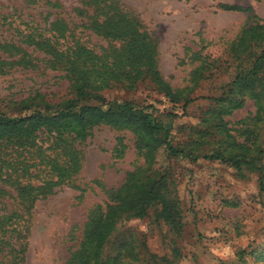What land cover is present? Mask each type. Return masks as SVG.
I'll return each instance as SVG.
<instances>
[{
	"label": "rangeland",
	"instance_id": "obj_1",
	"mask_svg": "<svg viewBox=\"0 0 264 264\" xmlns=\"http://www.w3.org/2000/svg\"><path fill=\"white\" fill-rule=\"evenodd\" d=\"M117 7L151 38L157 69L181 101L166 97L148 76L132 89L106 91L107 101L130 102L144 109L153 123L168 129L174 147L194 158L168 156L163 146L150 159L137 149L132 130L95 127L87 140L74 143L81 168L72 180L80 190L56 186L35 202L27 224L25 260L20 263L69 264L85 226L112 202L114 192L164 174L166 181L158 190L164 200L149 202L139 217L121 220L104 246L106 254L118 253L121 243L135 232L134 238L143 237L160 264H264V117L252 97L257 88L235 84L239 76L250 75L255 55L264 49V0H104L101 5L96 0H0V41L30 37L28 45L33 38L64 43L58 32L51 31L56 18L73 29L82 20L92 21ZM254 27L260 36L249 34L243 47L248 51L236 60L233 47ZM82 29H77L83 31L78 37L87 48L113 49L108 39ZM44 67L41 62L38 70L17 67L0 76L1 112L17 116L20 107L14 103L37 91L66 94L70 85L66 72ZM185 97L194 100L186 105ZM37 135L44 148L51 147L48 137L55 135L43 131ZM1 146L0 171L5 173L9 151ZM56 153V149L46 151ZM218 153L226 158L246 153L245 163L250 164L238 170L231 161L205 158ZM4 178L0 193L9 194L1 201L21 203L11 184L2 182ZM132 179L134 183L129 182ZM7 240L11 244L4 245L5 253L16 246L14 238H3ZM5 253H0V264H10L11 256Z\"/></svg>",
	"mask_w": 264,
	"mask_h": 264
},
{
	"label": "trees",
	"instance_id": "obj_2",
	"mask_svg": "<svg viewBox=\"0 0 264 264\" xmlns=\"http://www.w3.org/2000/svg\"><path fill=\"white\" fill-rule=\"evenodd\" d=\"M96 2L101 5L104 0ZM9 17L10 14L2 20L6 21ZM78 28L108 39L113 44V49H101L97 52L87 48L78 37L83 33H78ZM53 29L64 43L33 38V44L28 45L26 41L30 37L26 41L21 38L17 42H10L7 38L0 41V76L10 74L17 67L38 70L42 62L46 65L45 70L51 67L56 70L61 68L66 72L65 78L70 83L65 95L37 91L19 103L15 102L20 107L17 116H8L0 111V144L4 151H9L6 154L8 160L4 161L8 169L5 173L0 171V179L4 176L2 182L11 184L10 187L17 193L16 198L22 200L13 206L0 199V204L4 206L0 208V212L5 210V213L0 214V253L6 252L4 245L11 244L9 240L3 241L4 237L14 238L16 242V246L5 253L7 257L11 256L10 264H21L25 260L27 224L35 202L42 196L53 193L56 186L65 184L80 190L73 185L72 180L81 168L79 151L74 143L80 144L87 140L95 127L105 125L132 130L137 136V149L150 159L163 146L168 156L194 158L192 153L174 147L168 129L153 123L144 109L137 108L130 102H110L105 97L106 91L114 87L132 89L142 77L148 76L166 97L174 102L181 101V97L175 94L158 71L156 48L142 26L117 7L103 11L102 15L92 21L82 20L73 29L64 19L56 18L51 23V31ZM251 33L255 38L260 36L257 35V27L245 31L233 47L236 60L247 53L248 50H243V47ZM115 42L121 43V48L115 47ZM38 52L39 55L34 58ZM42 55L45 56L44 59L40 58ZM262 68L264 69V49L260 55H255L250 75L239 76L235 84H244L250 90L257 88L252 97L259 106V113L264 117V73L260 75ZM183 100L188 105L194 99L185 97ZM24 111H30L31 115H22ZM42 131L55 135L48 137L52 140L50 148H44L39 142L41 137L37 133ZM54 149L58 151L54 156L46 154V151ZM205 158L231 161L238 170L243 164H250L245 163L246 153L230 158L218 153ZM165 181L164 174L158 178L148 176L144 183L126 184L124 188L114 192L112 202L106 209L94 214L85 226L79 249L71 257L69 264H160L159 258L147 250L144 238H134L135 232L121 243L115 255L106 254L104 246L121 220L139 217L149 202L163 198L158 190ZM129 182L134 183V180ZM7 194L9 192L3 190L0 198ZM166 263L175 264L172 261Z\"/></svg>",
	"mask_w": 264,
	"mask_h": 264
}]
</instances>
